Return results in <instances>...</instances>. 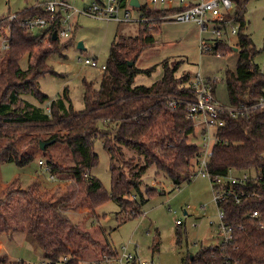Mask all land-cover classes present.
I'll use <instances>...</instances> for the list:
<instances>
[{
    "label": "trees",
    "instance_id": "obj_1",
    "mask_svg": "<svg viewBox=\"0 0 264 264\" xmlns=\"http://www.w3.org/2000/svg\"><path fill=\"white\" fill-rule=\"evenodd\" d=\"M126 1L122 0L123 4ZM247 1L232 0L233 10L225 16L239 24L236 69L225 75L231 107L249 106L264 99V74L254 63L256 50L246 34ZM137 9L147 21L138 23L135 36H117L112 41L99 89L85 83V108L80 112L72 110L66 89L49 101L39 86L42 77L54 74L47 64L48 58L68 48L72 38L62 44L51 39L49 47L43 48L42 34L22 28L25 19L48 17L40 6L19 12L13 18L0 19V38L2 42L8 40V48L0 57V165L14 163L25 167L39 153L46 158L51 175L66 173L73 181L61 196L36 186L23 189L16 181L6 186L0 199V235L27 233L43 252L44 261L50 264L63 258L67 259L64 264H89L116 254L109 244H101L72 223L67 212L85 208L92 213L111 199L118 203L122 213L137 217L147 201L140 185L148 168L154 166L157 173L166 174L175 188L194 176L192 161L199 151L192 142L195 128L182 104L176 109L169 107L170 99L194 101L190 76L176 77L179 63L165 59L158 80L150 85H133L138 73L151 74V69L136 68L135 63L147 47L155 44L164 17L172 11L146 6ZM34 48L38 50L36 54ZM227 51L225 42L216 40L206 53L224 55ZM25 55L34 58V63L22 70L19 61ZM215 83L210 80L214 98ZM23 95L33 96L38 105L24 100ZM214 136L207 163L211 177H226L233 170L240 176L247 175L235 187L239 202L229 199L220 204L224 222L233 229L232 240L226 245L201 248L195 256L184 258L182 264H264V108L244 116L224 117L223 126L214 131ZM97 137L103 139V148L111 161L110 195L90 174L97 163L92 148ZM40 143L46 146L40 149ZM51 148H66L72 166L61 168ZM125 151L134 154L127 157ZM156 191L150 188L146 193L151 196ZM253 212L258 216L251 218ZM90 245L98 246L101 254L85 262ZM0 264L27 263L0 256Z\"/></svg>",
    "mask_w": 264,
    "mask_h": 264
},
{
    "label": "rangeland",
    "instance_id": "obj_2",
    "mask_svg": "<svg viewBox=\"0 0 264 264\" xmlns=\"http://www.w3.org/2000/svg\"><path fill=\"white\" fill-rule=\"evenodd\" d=\"M137 1L140 7L146 6L147 0ZM39 2L40 0H0V19L12 18L19 12L37 6ZM69 2L74 9L81 10L92 0H69ZM129 11L133 19L141 16L137 8H130ZM244 18L247 23L246 34L251 38L256 50L254 63L264 74V0H248ZM165 20L167 19H164L160 25V32L155 35V44L147 47L135 63L136 68L151 69V74L148 76L138 73L133 85H150L158 80L163 72L162 63L166 59L169 62L179 63L176 77L189 75L192 82L195 76L199 75L204 80L215 81L216 101L228 106L225 75L226 72H235L236 69L238 52L233 48H236L239 24L232 22L221 29L223 33L228 32V35L223 34L221 39L227 45L228 51L224 55H215L202 52L199 48V40L208 43L214 40L215 37L209 31H202L193 22ZM69 23L72 25L70 32L72 44L48 58L47 64L54 74L42 77L39 86L41 92L48 96L49 101L61 95L66 89L72 110L80 112L85 108V83L90 84L94 90L99 89L103 75L100 67L106 64L112 41L117 36H135L139 26L137 22L117 23L83 14H72ZM232 28L236 29V34H230ZM155 30L153 29V32ZM33 33L39 32L34 30ZM2 40L0 38V57L3 52ZM64 40L60 39V44L68 39ZM79 43L83 45V49L77 47ZM42 47L48 48L49 45L42 43ZM37 51L34 48L35 54ZM86 59L95 60L97 67L86 65L84 63ZM33 63L34 58L25 55L20 59L19 66L22 70H26ZM22 98L38 105L31 95H23ZM163 121L164 118H161L160 122ZM99 126L102 128L101 124ZM192 142L199 149L204 150L205 142L198 128L195 129ZM213 144L214 140H211V148ZM45 146L44 143L43 148ZM92 148L97 155V163L90 170V174L100 181L104 191L110 195L111 161L103 148V139L97 137L93 141ZM52 149L55 161L61 168L67 169L72 166L66 148L55 151ZM125 152L127 157L134 154L130 151ZM38 154L36 153V159L25 167H18L14 163L0 165V199L6 186L14 181L23 189L36 186L51 195L61 196L68 191L73 184L69 175L62 173L52 179L46 169L49 168L46 165V158ZM40 160L43 161V166L38 164ZM192 163L196 164V157ZM192 169L194 176L190 182H184L175 188L166 174L160 171L157 173L154 166L148 168L142 176L140 185V191L147 200L142 206L140 216L128 217L121 212L117 202L108 199L92 213H88L84 208L67 212V217L72 223L79 225L81 230L89 232L93 239L101 244L107 243L115 250L127 247L142 263L182 264L184 258L195 256L201 248L219 245L222 242V236L218 232L220 221L213 198V185L209 179L197 175L196 165H193ZM239 176L240 173L234 170L229 173V177ZM150 188L159 192L156 191L148 196L146 191ZM177 220L180 221V226L176 225ZM99 254H101L100 248L90 245L85 254L87 260L84 261L93 260ZM0 256H7L13 261L22 260L27 264L44 262L43 252L25 232L1 234Z\"/></svg>",
    "mask_w": 264,
    "mask_h": 264
},
{
    "label": "built area",
    "instance_id": "obj_3",
    "mask_svg": "<svg viewBox=\"0 0 264 264\" xmlns=\"http://www.w3.org/2000/svg\"><path fill=\"white\" fill-rule=\"evenodd\" d=\"M130 0H127L123 4L122 0H92L89 5H85L81 10L74 9L69 0H40L37 6L43 8V11L48 14V17L35 16L25 19L21 26L29 31H38V34L43 35V43L49 45L52 36H55V40L69 39L72 25L69 23L70 16L72 14H83L86 16L112 20L117 23H145V19L142 15L138 19H133L132 14L129 11L130 8H134L129 4ZM146 7L150 9H165L172 11V13L166 17L167 20L177 22H193L200 27L202 31H209L215 38L210 43L205 40H199V48L202 52H208L211 50V45L216 40H221L223 34L226 36L228 32L221 31L222 28L230 25L233 21L225 18L226 15L232 12L233 2L232 0H147ZM13 18V17H12ZM211 26V27H210ZM230 34H236V29L232 28ZM64 40V41H65ZM8 48V40L2 42V49ZM84 63L91 67H97L95 60H85ZM101 70L105 67L102 65ZM189 86L194 90V101H176L170 99L169 107L176 109L182 104L186 113L187 119H189L195 129H199L201 137L205 144L204 150L199 149L196 155L197 175L202 176L210 180L213 185V198L218 208V232L222 236V242L220 244L226 245L232 240L233 229L231 226L224 222V211L220 204L226 202L229 199H233L236 203L240 198L236 193L235 187L241 185L247 175L239 177H211L207 170V163L211 156V140H215L214 131L223 126L224 117H239L244 116L249 112L264 108V99L260 100L253 105L246 106L244 104L238 107L223 106L216 101L211 93L210 79L204 80L199 75H196L192 82H189ZM204 130V133H203ZM43 166V161L38 162ZM196 175V174H195ZM51 178L55 177L51 175ZM257 212H253L250 217H257ZM180 221H176V225H180ZM67 261L63 258L62 261L56 264H64ZM227 263V262H226ZM41 264H50L47 261ZM89 264H148L142 263L138 259V256L130 252L127 247H122L120 250H116V254L112 257L102 256L96 261H91Z\"/></svg>",
    "mask_w": 264,
    "mask_h": 264
},
{
    "label": "water",
    "instance_id": "obj_4",
    "mask_svg": "<svg viewBox=\"0 0 264 264\" xmlns=\"http://www.w3.org/2000/svg\"><path fill=\"white\" fill-rule=\"evenodd\" d=\"M129 4H130V6H132V7H134V8H139V7H140L139 2H138L137 0H130ZM52 40H55V36H52ZM77 47H78L79 49H83V45H82L81 43H79V44L77 45ZM233 50H234V51H237V48H233ZM131 64H132V63H130V65H131ZM43 145H44V143H40V149L43 148Z\"/></svg>",
    "mask_w": 264,
    "mask_h": 264
},
{
    "label": "crops",
    "instance_id": "obj_5",
    "mask_svg": "<svg viewBox=\"0 0 264 264\" xmlns=\"http://www.w3.org/2000/svg\"><path fill=\"white\" fill-rule=\"evenodd\" d=\"M130 2V1H129ZM39 162V161H38ZM46 169L48 170V168L46 167ZM157 182V181H156ZM159 183V182H158Z\"/></svg>",
    "mask_w": 264,
    "mask_h": 264
}]
</instances>
